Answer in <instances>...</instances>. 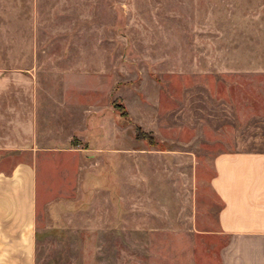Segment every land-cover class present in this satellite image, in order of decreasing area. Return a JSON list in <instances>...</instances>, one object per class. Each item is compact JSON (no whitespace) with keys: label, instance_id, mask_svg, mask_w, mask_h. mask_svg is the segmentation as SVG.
Wrapping results in <instances>:
<instances>
[{"label":"rangeland","instance_id":"374dc122","mask_svg":"<svg viewBox=\"0 0 264 264\" xmlns=\"http://www.w3.org/2000/svg\"><path fill=\"white\" fill-rule=\"evenodd\" d=\"M222 151H264V0H0V169L35 165L34 264H220Z\"/></svg>","mask_w":264,"mask_h":264},{"label":"crops","instance_id":"0c3cea01","mask_svg":"<svg viewBox=\"0 0 264 264\" xmlns=\"http://www.w3.org/2000/svg\"><path fill=\"white\" fill-rule=\"evenodd\" d=\"M213 168L220 264H264V151H222ZM36 177L30 160L0 169V264H34Z\"/></svg>","mask_w":264,"mask_h":264}]
</instances>
